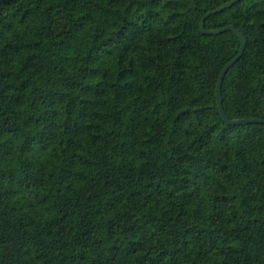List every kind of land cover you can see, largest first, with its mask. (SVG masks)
<instances>
[{
	"label": "trees",
	"instance_id": "16d2710c",
	"mask_svg": "<svg viewBox=\"0 0 264 264\" xmlns=\"http://www.w3.org/2000/svg\"><path fill=\"white\" fill-rule=\"evenodd\" d=\"M231 0H0V264H264V125L216 88ZM230 120L264 119V0Z\"/></svg>",
	"mask_w": 264,
	"mask_h": 264
},
{
	"label": "water",
	"instance_id": "95a60500",
	"mask_svg": "<svg viewBox=\"0 0 264 264\" xmlns=\"http://www.w3.org/2000/svg\"><path fill=\"white\" fill-rule=\"evenodd\" d=\"M242 0H231L222 6L218 7L215 10L209 11L203 18L201 22V30L202 33L205 35H219L224 32H233L237 38L241 41V47L237 54V56L232 59L221 71L218 82H217V88H216V97H217V104L218 109L224 119V121L231 126H240V125H249V124H263L264 125V119H241V120H230L225 112L223 100H222V87L224 83V79L229 72V70L242 58L245 49L247 47V39L246 37L234 26H227L225 28L217 29V30H207L205 26L206 20L215 14L221 13L231 7H233L235 4L239 3Z\"/></svg>",
	"mask_w": 264,
	"mask_h": 264
}]
</instances>
